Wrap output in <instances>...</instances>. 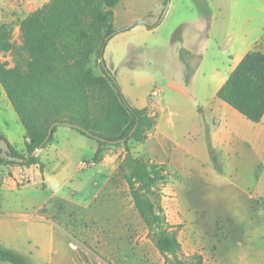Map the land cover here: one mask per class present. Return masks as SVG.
<instances>
[{"label": "crops", "instance_id": "0c3cea01", "mask_svg": "<svg viewBox=\"0 0 264 264\" xmlns=\"http://www.w3.org/2000/svg\"><path fill=\"white\" fill-rule=\"evenodd\" d=\"M50 1L0 0V33ZM163 2L118 0L112 9L117 32L103 49L104 67L124 100L143 113L139 137L128 143L130 153L163 167L165 188L183 179L189 193L188 178L199 172L215 195L231 204L226 208L255 209V217L226 221L241 227L239 235L189 236L185 249L204 264H264V116L252 123L216 97L249 52L264 54V0H170L158 22ZM153 66L161 71H151ZM0 115V132L15 151L24 152L25 129L1 85ZM112 147L60 126L36 153L37 164L0 165V246L28 264H82L55 214L104 190L126 154L124 146ZM98 150L101 157L94 161ZM0 151L8 158L5 144ZM247 163L255 168L249 179ZM231 176L243 183V196L217 182ZM251 185L255 194L245 189Z\"/></svg>", "mask_w": 264, "mask_h": 264}, {"label": "rangeland", "instance_id": "374dc122", "mask_svg": "<svg viewBox=\"0 0 264 264\" xmlns=\"http://www.w3.org/2000/svg\"><path fill=\"white\" fill-rule=\"evenodd\" d=\"M169 3L170 0H164L158 22L164 18ZM21 23L13 24V26L10 24L0 33V43H2L0 62L5 69L19 70L16 73L17 82L22 85L20 87L22 91L19 93L31 98V105H34L36 109H45L50 112L58 108L68 113L74 108V112L81 114L80 117H84L83 111H88L96 129L110 133L121 132L131 118L118 97L116 87L107 78H104L107 79L105 83L94 87L90 99L85 98L83 94V84L70 83L73 81V76L66 70L45 73L46 79L56 82V85L49 90L41 84L34 85L32 89L24 86L26 77L33 73L27 69V63H30L32 58L29 54V44L21 30ZM114 29L113 21L106 16L104 21L99 22L93 38V40L96 39L97 53L105 36ZM97 53L91 56L90 67L96 76H102L101 62ZM59 60L60 58L48 59L47 63L52 65L54 61ZM37 61L45 62L39 54ZM151 71L160 72L161 70L153 66ZM58 82H61L60 87L57 85ZM72 87L76 91L72 92ZM153 89L149 86L150 91ZM39 119L41 122L42 118ZM10 125L14 127L11 123ZM62 129L65 128L62 127ZM108 145H113V150L123 149V145H117V143ZM126 157L127 152L119 166L120 171L118 169L109 178L104 190L97 198L84 205L69 204L63 211L55 214L56 220L69 234L70 248L81 254L82 264H172V257L165 258L156 248L155 230L148 228L146 220L137 211L136 203L145 211L146 218L152 223L153 229L155 224L150 216L151 211L157 217H163L166 223L173 227L181 246L182 259L194 256L185 249L189 236L198 238L223 233L239 235L241 227L226 225V221H232L240 216H256L255 209L248 204H244L245 209L240 211L226 208L231 204L222 201L220 194L215 195L214 189L211 190L212 187H208L204 174L198 172L194 177L188 178L189 193L183 179H173L165 188L167 181L152 183L147 175L142 180L144 166L131 163L130 153L129 158ZM0 158L9 160L5 158L2 151H0ZM244 171L246 179L255 175V168L250 163L244 166ZM97 181L100 182L101 179L97 178ZM217 182L226 184L233 193L243 196L241 192H244V185L235 176L221 177ZM251 186L252 188L245 189L255 194L256 188L254 185Z\"/></svg>", "mask_w": 264, "mask_h": 264}, {"label": "trees", "instance_id": "16d2710c", "mask_svg": "<svg viewBox=\"0 0 264 264\" xmlns=\"http://www.w3.org/2000/svg\"><path fill=\"white\" fill-rule=\"evenodd\" d=\"M117 2L118 0H70V2L69 0H51L24 19L21 23V30L29 44V54L32 58V61L27 63V69L33 73L26 77L24 86L32 89L34 85L41 84L49 90L56 85V82L46 79L45 73L48 71L58 73L66 70L73 76V81L70 83H73L72 85L83 84V94L85 98L90 99L94 87L109 79L116 87L118 97L130 115L129 124L119 133H110L96 129L88 111H83L84 117H80L81 114L74 112V108L68 113H64L58 108L50 112L45 109H36L34 105H31V98L19 93L22 91L20 88L22 85L16 79V73L19 70L17 68L5 69L0 62V85L6 92L10 104L25 129V153L15 151L0 132V143L5 144L8 150L6 156L9 158V160L0 158V165L30 166L37 164L38 157L32 153L42 145L49 128L54 123L72 125V128L69 127L70 129L95 141L100 147L107 146L109 142L126 139L117 145L124 146L129 158L128 143L130 139L139 137L140 127L144 123L143 113L128 106L114 77L102 62L104 46L117 31L113 30L105 36L98 53L96 39L93 40L99 22L104 21L105 16L113 21L112 9ZM136 25H141V23H134V26ZM95 52L101 62L102 76H96L90 67V59ZM38 54L43 57L44 63L36 62ZM54 58H60V60L54 61L52 65L47 63L48 59ZM57 85L60 87L61 82H58ZM71 90L72 92L76 91L74 87ZM216 97L248 121L259 123L264 116V54L257 50L249 52L229 75L224 85L218 90ZM119 108L121 109V107ZM39 118H42L41 122H39ZM58 127L60 126L53 128L51 137L41 149L46 148L50 143ZM133 129L134 132L129 137ZM101 154L102 151L98 150L93 160H99ZM131 155L130 153L131 163L136 166H144L142 180L147 175L151 178L152 183L167 181L163 167L150 166ZM136 208L140 216L146 220L148 228L152 231L155 230L156 248L165 258L172 257V264H204L200 255H194L187 259L180 257L181 246L177 240L176 231L166 223L163 217H157L151 211L150 216L155 224V229H153L152 223L146 218L145 211L137 203ZM0 261L11 264H28L23 256L6 250L2 246H0Z\"/></svg>", "mask_w": 264, "mask_h": 264}, {"label": "water", "instance_id": "95a60500", "mask_svg": "<svg viewBox=\"0 0 264 264\" xmlns=\"http://www.w3.org/2000/svg\"><path fill=\"white\" fill-rule=\"evenodd\" d=\"M57 126H66V127H71V128H72V125H69V124H66V123H54L53 125H51V127L49 128L48 133H47V135H46V137H45V139H44L42 145H41L38 149H36V150L32 153V155H35L39 150H41L42 146H43V145L49 140V138L51 137V134H52V130H53V128H54V127H57ZM133 132H134V129H133V131L130 133L129 137L133 134ZM125 140H126V139L119 140V141H115V142H109V144L122 143V142H124Z\"/></svg>", "mask_w": 264, "mask_h": 264}, {"label": "built area", "instance_id": "2783aa9c", "mask_svg": "<svg viewBox=\"0 0 264 264\" xmlns=\"http://www.w3.org/2000/svg\"><path fill=\"white\" fill-rule=\"evenodd\" d=\"M152 95L153 96L157 95V92L155 90H153Z\"/></svg>", "mask_w": 264, "mask_h": 264}]
</instances>
